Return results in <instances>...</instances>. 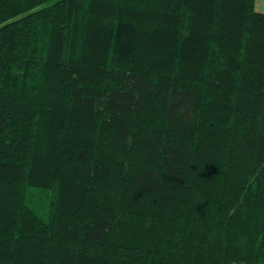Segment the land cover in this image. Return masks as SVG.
I'll list each match as a JSON object with an SVG mask.
<instances>
[{
  "label": "trees",
  "instance_id": "obj_1",
  "mask_svg": "<svg viewBox=\"0 0 264 264\" xmlns=\"http://www.w3.org/2000/svg\"><path fill=\"white\" fill-rule=\"evenodd\" d=\"M0 264H264L255 0H0Z\"/></svg>",
  "mask_w": 264,
  "mask_h": 264
},
{
  "label": "rangeland",
  "instance_id": "obj_2",
  "mask_svg": "<svg viewBox=\"0 0 264 264\" xmlns=\"http://www.w3.org/2000/svg\"><path fill=\"white\" fill-rule=\"evenodd\" d=\"M255 9L264 12V0H255Z\"/></svg>",
  "mask_w": 264,
  "mask_h": 264
}]
</instances>
